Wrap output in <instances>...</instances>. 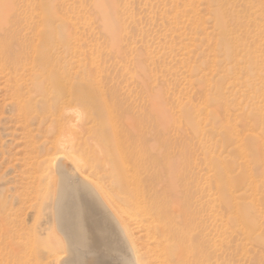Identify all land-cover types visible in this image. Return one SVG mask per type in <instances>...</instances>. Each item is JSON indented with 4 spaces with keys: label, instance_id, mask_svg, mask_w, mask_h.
Here are the masks:
<instances>
[{
    "label": "rangeland",
    "instance_id": "rangeland-1",
    "mask_svg": "<svg viewBox=\"0 0 264 264\" xmlns=\"http://www.w3.org/2000/svg\"><path fill=\"white\" fill-rule=\"evenodd\" d=\"M3 1L0 9L14 10L19 57L0 54V264H58L57 255L137 264L127 245L114 252L74 236L76 194L58 211L60 177L44 161L58 105L87 122V174L128 207L121 220L108 206L126 241L129 225L142 263L181 264L174 240L161 245L133 219V192L114 176L118 167L134 187L141 154L161 151L164 123L191 216L188 264H264V0ZM89 79L117 96L119 134L73 98ZM129 120L144 134L126 139ZM145 176L142 187L152 188Z\"/></svg>",
    "mask_w": 264,
    "mask_h": 264
},
{
    "label": "bare ground",
    "instance_id": "bare-ground-1",
    "mask_svg": "<svg viewBox=\"0 0 264 264\" xmlns=\"http://www.w3.org/2000/svg\"><path fill=\"white\" fill-rule=\"evenodd\" d=\"M0 1L5 3L3 0ZM6 1L10 2V0ZM13 11V7L10 5L8 7V3L7 6L3 5V8L0 9V54L6 56L8 62L12 59L10 61L12 63H14V61L17 62L19 57L17 54L12 53L14 50V42L17 40L16 38H18L19 34L11 27L12 17H14ZM52 79L54 78L52 77ZM85 85L83 89L75 90L72 94L74 96L73 98L82 103L92 104L99 112L101 119L103 121L109 120L116 130V134H119L118 132L120 129L117 126L116 117L113 113V109L121 107L120 104L117 105V96L112 91H107L100 84L93 82L91 79H89ZM58 106L59 117H61L62 122L58 125L57 132H54L56 135L50 143L49 149L51 154L44 160L47 163V168H50L48 170H52V173L50 171L49 174L55 172L60 177L57 194L58 211L62 212L64 215L67 209L63 210L64 212L61 211V204H63L62 207H64L68 204L67 199L71 197V195L76 194V202L72 206V210L76 214L74 236L114 252L124 250V247H126L125 245H127L125 250L130 254L132 260L137 264H144L142 263V257L136 242L131 236L129 225L124 226L125 222H123V226L126 227L125 230L129 234V238L126 241L127 238L125 239L120 233L118 223L112 218V215H110L109 207L118 215L117 217H120L122 220V212H127L126 209H128V207L124 209V206L122 207L118 201H113L111 199L112 197L107 194L104 185L100 183L99 180L93 178V176L91 177L90 174H87L88 171H86V169L93 168L89 160L82 156V153L86 152L89 145V141L84 137L85 129H89L87 122L78 123V120L82 117V113L78 108L75 110L71 105ZM75 121L77 122L74 123ZM52 124H54L53 121ZM164 125L163 123L159 126V128L163 129H160V131H164L162 135H159V138L163 140V146L160 147L161 151L155 153L157 149L156 145L152 148L153 150L151 153L153 154H141L139 170H135L133 173L136 182L134 187L132 185V188H130L131 186L126 180L127 176L124 173L125 171L122 172L117 169L118 167L116 168L118 172L114 176L115 180H113L116 184H119L121 188L126 186L125 188L127 190L133 192V197L135 199V211L133 210V214L131 213L133 219L142 223L149 233H151V237H153L154 240L161 237V245L174 240L176 250L173 251V256H176L181 264H188L191 263V261L186 255L185 244L187 241L183 229L187 226V220L191 216L189 213L190 211H187L182 203L183 189L180 184L182 173L177 166L175 167L172 165L173 162L166 151L171 143L169 139L163 136L166 131ZM128 126L129 130L127 129L125 131L131 135L125 132V134H122L126 136V139L130 140L131 136L135 138V136L144 134V132H141V134L137 132L135 122L130 121ZM50 130L52 131L51 128ZM154 137L152 140H154ZM101 149L102 152L105 148L102 146ZM118 149L119 151L122 150L121 148ZM138 152L139 154L142 153L141 148H139ZM146 174L152 188L147 189L142 187L144 181L146 182L144 179ZM55 176L56 175H54V177ZM100 194L105 197V200H102L104 197L101 198ZM118 200H121V197L118 198ZM177 218L179 219L177 220ZM123 221L125 220L123 219ZM67 260L68 257H62V255H57L56 257L58 264H65ZM196 262L199 261L196 260Z\"/></svg>",
    "mask_w": 264,
    "mask_h": 264
}]
</instances>
